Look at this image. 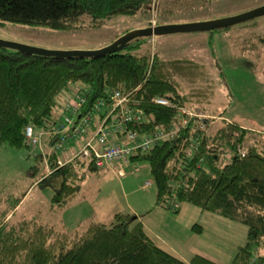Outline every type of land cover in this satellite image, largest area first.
Returning a JSON list of instances; mask_svg holds the SVG:
<instances>
[{"label": "trees", "instance_id": "1", "mask_svg": "<svg viewBox=\"0 0 264 264\" xmlns=\"http://www.w3.org/2000/svg\"><path fill=\"white\" fill-rule=\"evenodd\" d=\"M150 1L0 0V23L68 29L79 27L87 16L99 26L118 15H136ZM146 38H135L119 51L90 57L26 53L0 46V143L30 146L25 129L33 125L42 131V144L37 146L50 149L54 136L48 130L62 119L66 103L76 91L67 96L69 85L76 81L84 82L86 86L81 88H91L90 102L106 95L110 87H137L133 104L151 116L143 126L176 127L177 108L155 103L152 98L168 95L180 105L185 104V96L164 66L167 59L156 53L151 61L149 51L143 50ZM219 71L224 81L221 68ZM218 117L221 124L215 133L208 131L213 117L194 116L174 137L132 158L150 163L157 204L178 211L179 202L189 201L248 226L247 240L231 262L200 253L187 261L159 246L139 216L130 212H117L111 223L90 220L72 237L37 215L16 221L17 209L13 210L26 190L0 212L2 220L8 217L0 221V264H264V145L255 140L246 147L242 142L251 138L248 127L230 120L224 111ZM239 145H244V153L238 150ZM67 146L65 158L71 154ZM228 149L230 154L225 157ZM61 152L52 151L54 164ZM81 168L98 169L93 163L77 160L52 172L62 178L52 197L54 206L65 204L80 190L85 175ZM42 177L40 183L47 176Z\"/></svg>", "mask_w": 264, "mask_h": 264}, {"label": "rangeland", "instance_id": "2", "mask_svg": "<svg viewBox=\"0 0 264 264\" xmlns=\"http://www.w3.org/2000/svg\"><path fill=\"white\" fill-rule=\"evenodd\" d=\"M263 4L264 0H151L138 14L118 15L99 26L87 16L79 27L68 29L5 21L0 23V38L51 49H96L127 29L151 24L152 19L157 24L201 21ZM143 50L149 51L151 61L156 53L167 59L164 66L185 96L184 105L198 117H213L210 133L221 124L218 115L224 111L227 118L248 127L251 138L242 142L246 147L255 140L264 145V14L228 29L159 34L154 42L146 38ZM79 86L86 85L72 82L67 96ZM53 153L46 145L42 149L0 143V212L28 190L13 210L17 209L14 219L37 215L72 237L89 220L111 223L117 212L128 213L133 205L153 240L186 260L200 253L229 263L247 240L246 224L192 202H179L178 211L157 207V185L148 161H138L136 166L131 162L114 168H81L85 175L80 190L65 204L54 206L52 197L62 178L52 174L60 167L53 163ZM229 154L228 149L225 157ZM59 156L65 158L64 151ZM42 176L47 177L40 183ZM147 181L150 185L145 187ZM2 218L1 222L8 219Z\"/></svg>", "mask_w": 264, "mask_h": 264}, {"label": "built area", "instance_id": "3", "mask_svg": "<svg viewBox=\"0 0 264 264\" xmlns=\"http://www.w3.org/2000/svg\"><path fill=\"white\" fill-rule=\"evenodd\" d=\"M156 24L152 19L149 25ZM147 38L154 42L156 35ZM90 90V87L80 86L67 101L62 119L48 130V134L54 136L50 152L64 151L68 144L71 147L68 158L59 157L56 160L59 166L77 160L93 163L100 169L131 162L136 166L140 160H133L134 155L174 137L180 126L198 116L192 108L176 104L171 96L156 95L152 98L155 103L177 108L179 123L171 130L162 126L146 128L143 125L150 122L151 116L144 108L133 104L137 87H110L106 95L92 102L89 100ZM25 130L31 145L41 146L42 131H36L33 125H27ZM238 150L245 152L242 145L238 146ZM149 185L150 181H147L145 187Z\"/></svg>", "mask_w": 264, "mask_h": 264}, {"label": "water", "instance_id": "4", "mask_svg": "<svg viewBox=\"0 0 264 264\" xmlns=\"http://www.w3.org/2000/svg\"><path fill=\"white\" fill-rule=\"evenodd\" d=\"M263 14L264 4L252 8L250 10L244 11L242 13L226 17L191 22L158 23L156 25L136 27L127 30L111 43L96 49H51L3 38H0V46L15 48L26 53H38L43 55H55L60 57L101 56L107 53L116 52L123 49L131 40L138 37H148L151 35L157 36L159 34H168L173 32L213 30L216 28L228 27Z\"/></svg>", "mask_w": 264, "mask_h": 264}, {"label": "crops", "instance_id": "5", "mask_svg": "<svg viewBox=\"0 0 264 264\" xmlns=\"http://www.w3.org/2000/svg\"><path fill=\"white\" fill-rule=\"evenodd\" d=\"M117 167V166H116ZM156 201H154V203H155ZM156 206L157 207H162V208H164L162 205H159V204H157L156 203ZM138 208L136 207V206H131V211H130V213H134V214H136V215H138ZM93 220V219H92ZM90 221V220H89ZM88 221V222H89ZM96 221V220H95ZM103 222V221H102ZM144 223V222H143ZM144 226H145V228H146V230H147V232H148V234L150 235V233H149V231H148V227H147V225H145V223H144ZM152 238V237H151ZM177 255V254H176ZM206 255V254H205ZM178 256V255H177ZM180 257V256H179ZM181 258H183V257H181ZM183 259H185L186 260V258H183ZM216 260V259H215ZM187 261H189V260H187ZM219 261V260H218ZM222 262V261H221ZM224 263V262H223Z\"/></svg>", "mask_w": 264, "mask_h": 264}]
</instances>
